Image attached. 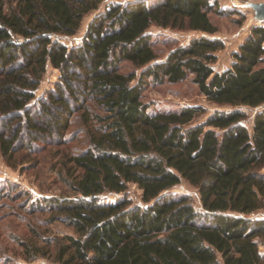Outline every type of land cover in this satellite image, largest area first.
Returning a JSON list of instances; mask_svg holds the SVG:
<instances>
[{
  "label": "trees",
  "instance_id": "16d2710c",
  "mask_svg": "<svg viewBox=\"0 0 264 264\" xmlns=\"http://www.w3.org/2000/svg\"><path fill=\"white\" fill-rule=\"evenodd\" d=\"M105 1L0 0L3 155L66 143L76 114L88 134L71 158L73 197L31 200L14 183L0 196L19 192L32 212L50 211L73 227L76 234L53 243L59 264H264V216H251L264 208V21L250 27L223 70L213 66L225 41L211 14L243 13L218 0H110L80 41L65 43L62 36L76 34ZM153 26L203 34L158 59ZM49 65L58 79L36 96ZM190 75L229 109L195 124L192 106L143 100L148 78L177 83ZM183 179L198 189L201 208L188 193L166 191ZM131 182L143 204L99 198ZM22 244L27 261L18 264H46L35 262L48 254L42 246Z\"/></svg>",
  "mask_w": 264,
  "mask_h": 264
},
{
  "label": "rangeland",
  "instance_id": "374dc122",
  "mask_svg": "<svg viewBox=\"0 0 264 264\" xmlns=\"http://www.w3.org/2000/svg\"><path fill=\"white\" fill-rule=\"evenodd\" d=\"M100 5L98 10L87 14L76 34L63 35L62 39L68 45L80 41L86 31L91 18L104 8L106 2ZM124 2L127 0H123ZM223 8L238 9L241 14H211L213 22L217 25L216 36L225 41L224 48L217 51V60L213 63L216 70L229 67L233 61L232 52L238 48L250 27L258 22L254 17V10L245 6L249 0H218ZM264 1V0H250ZM154 46L158 53V59H163L175 46L184 44L194 36L203 34L201 31L189 29H172L153 26ZM128 69H132L130 62H124ZM59 70L49 65L43 75L42 81L36 89V96L42 95L53 86L58 79ZM143 100L157 108H178L192 106L196 113L192 123H204L208 116L217 109H229L228 106L218 105L209 100L206 95L199 91L197 84L192 80V75L181 82L171 83L168 81L154 82L151 78L143 88ZM254 109H248L246 123L251 129L253 125ZM84 126L78 114L73 119L66 143L47 144L40 149L22 150L7 158L0 150V188L2 192L8 191L5 185L16 184L14 188L27 191L31 200L42 196L73 197L74 191L68 184L71 179L69 171L73 167L71 158L85 149L88 134L82 132ZM66 171V172H65ZM69 173V174H68ZM166 191L177 193L185 192L191 195L194 204L201 208L198 189L181 180ZM26 196V195H25ZM24 196V197H25ZM123 196L132 200V203L143 204L142 189L135 183H128V187L121 192L104 191L99 194L103 201H115ZM24 197L19 192L10 191L8 195L0 196V264L25 263V249L23 242L29 245L42 246V250L48 252L46 256H38L35 262L46 264H59L55 258L56 245L53 244L58 237L66 234H76L73 227L65 224L60 219H53L50 211L32 212L28 204L23 201ZM264 216V208L251 214V216ZM47 239L51 241H47ZM51 243V244H50ZM264 250V247H261ZM34 262V263H35Z\"/></svg>",
  "mask_w": 264,
  "mask_h": 264
},
{
  "label": "water",
  "instance_id": "95a60500",
  "mask_svg": "<svg viewBox=\"0 0 264 264\" xmlns=\"http://www.w3.org/2000/svg\"><path fill=\"white\" fill-rule=\"evenodd\" d=\"M245 6L252 8L254 10V17L258 19V21H264V1H248L245 3Z\"/></svg>",
  "mask_w": 264,
  "mask_h": 264
},
{
  "label": "built area",
  "instance_id": "2783aa9c",
  "mask_svg": "<svg viewBox=\"0 0 264 264\" xmlns=\"http://www.w3.org/2000/svg\"><path fill=\"white\" fill-rule=\"evenodd\" d=\"M254 212H252L251 214H253Z\"/></svg>",
  "mask_w": 264,
  "mask_h": 264
}]
</instances>
